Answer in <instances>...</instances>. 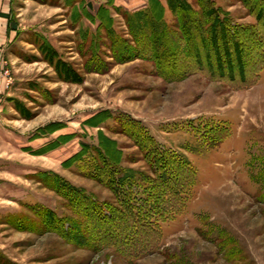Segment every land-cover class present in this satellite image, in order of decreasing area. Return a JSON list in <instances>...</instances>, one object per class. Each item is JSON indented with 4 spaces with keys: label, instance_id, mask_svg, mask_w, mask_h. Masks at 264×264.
<instances>
[{
    "label": "rangeland",
    "instance_id": "obj_1",
    "mask_svg": "<svg viewBox=\"0 0 264 264\" xmlns=\"http://www.w3.org/2000/svg\"><path fill=\"white\" fill-rule=\"evenodd\" d=\"M5 1L0 0V10ZM12 1L21 9L17 19L45 29L47 38L39 34L74 72L59 73L35 46L23 59L10 62L5 57L13 79H31L23 82L31 90L5 99L15 109V102H21L29 111L16 109L19 123L9 124L22 133L0 140L2 174L19 177L4 180L8 177L0 175L5 181L0 183V264H264V70L247 89L203 72L168 82L155 64L141 59L115 64L106 74L87 73L89 57L80 55L78 32L93 28L80 27L72 35L64 23L69 12L57 9L56 0ZM215 3L233 23L256 24L240 0ZM166 18L172 22V13ZM115 20V35L130 40L125 21ZM173 46L169 40L159 51L170 57ZM110 51V44L99 47L97 56L112 62L104 55ZM133 130L153 136L196 172L194 185L184 195V209L159 224L160 247L129 261L113 248L97 252L42 228L38 215L47 211L67 220L66 233L75 227L68 221L76 216L66 200L49 188L60 184L54 175L99 202L112 201V192L91 177L94 151L101 143L115 154L117 143L124 154L122 168L145 171L128 137ZM15 145L19 155L12 149ZM6 146L12 151L2 150ZM131 157L138 162H130ZM16 158L34 162V169L16 166Z\"/></svg>",
    "mask_w": 264,
    "mask_h": 264
},
{
    "label": "trees",
    "instance_id": "obj_2",
    "mask_svg": "<svg viewBox=\"0 0 264 264\" xmlns=\"http://www.w3.org/2000/svg\"><path fill=\"white\" fill-rule=\"evenodd\" d=\"M76 2L66 0V5L73 7L76 22L81 16L93 23L99 21L95 31L78 32L80 55L89 57L87 73L106 74L115 64L141 59L155 64L158 75L168 82L203 72L214 80L247 89L256 84L264 70V0H240L256 20L252 26L233 23L229 13L217 6L215 0H166L167 5L163 0H149L144 10L134 13L118 8L116 12L123 17L130 40L115 35L116 20L108 9L101 7L92 17L85 10H79ZM167 10L173 15L172 22L166 18ZM103 31L106 36L101 35ZM163 38L166 40L159 43ZM169 40L174 46L171 56L166 57L159 50L167 47ZM30 41L59 73L62 69H66V75L74 72L70 65L58 59V52L44 36L34 33ZM108 44L111 51L103 54L113 61L106 63L97 55L99 47L102 49ZM152 45L157 48L152 50ZM181 60L182 63L175 65ZM168 67L170 72L165 71ZM15 103L22 114L29 111L21 102ZM128 137L138 148L146 164L145 171L122 168L124 154L117 143L113 142L116 154L105 142L101 143L94 151L95 173L91 177L112 192V201L99 202L83 189L54 175L60 184H50L49 188L66 200L77 221L68 220L75 227L66 233L63 227L67 220L47 211L38 215L42 228L97 252L113 248L129 261L160 247L159 224L184 209V195L194 185L196 172L189 161L162 148L153 136L133 130ZM129 161L138 162L132 157Z\"/></svg>",
    "mask_w": 264,
    "mask_h": 264
},
{
    "label": "crops",
    "instance_id": "obj_3",
    "mask_svg": "<svg viewBox=\"0 0 264 264\" xmlns=\"http://www.w3.org/2000/svg\"><path fill=\"white\" fill-rule=\"evenodd\" d=\"M7 1H10V6ZM27 1V0H26ZM25 1V2H26ZM57 5L55 6L59 10H64L69 12V18L65 17L64 23L65 27L70 30V32L73 34H76V32L79 30L80 27H90L93 28L94 31L99 26V21L96 20L95 23L90 21L84 16H81L78 22L75 21L73 17V7L66 5V0H56ZM149 0H77L75 3V6L79 10H85L89 15L92 17H95L100 10L101 7H105L111 12V15L113 18L122 17L117 12L116 9L120 8L127 12H139L141 10H144L148 5ZM6 5L0 10V48L3 51L4 56L11 62V60L22 58L29 53V47H34L32 42L30 41L32 35L34 33H42L46 38L47 36L44 34L45 29H41L37 27L38 25H29L25 24L22 21H19L17 19V16L19 15L20 8L17 9L13 6L14 2L12 0H6L4 2ZM164 5H167L166 0H163ZM168 13H170L169 10H167ZM167 13V14H168ZM10 16V17H9ZM10 18V19H9ZM16 18V19H15ZM67 18V19H66ZM71 21H70V20ZM11 20V23H10ZM13 20V22H12ZM122 20L123 17H122ZM69 21V22H68ZM31 29V30H30ZM34 29V30H33ZM32 52V51H31ZM31 79H22V78H14V85L7 89L5 86H1L0 88V140H6L7 137L11 138L10 136L13 133H22L16 130L13 126H11L9 123H19L17 119L18 112L16 109L11 106L9 102H5V99L8 97H15L20 98L21 94L24 92H29L31 89L23 84L24 81H30ZM26 132H24L25 134ZM10 150L12 149L15 151L16 155H19V147H16V145L11 149L10 147L6 146L2 150ZM8 154H11L8 153ZM24 155L30 156L28 153L23 152ZM34 157V156H32ZM29 159L28 157H26ZM16 158V166L25 168L26 170H32L34 169V162L29 163L24 162L22 160H17ZM19 161V162H18ZM18 164V165H17ZM21 164V165H20ZM0 175H4L5 177H8V179L4 180H11L13 177L14 179H18V175H12L10 176L6 174H2V171L0 170ZM3 176H0V183L3 181ZM17 184H19V180H15ZM5 182V181H3ZM15 201L11 200L13 204H15Z\"/></svg>",
    "mask_w": 264,
    "mask_h": 264
},
{
    "label": "built area",
    "instance_id": "obj_4",
    "mask_svg": "<svg viewBox=\"0 0 264 264\" xmlns=\"http://www.w3.org/2000/svg\"><path fill=\"white\" fill-rule=\"evenodd\" d=\"M14 84V79L11 76L10 69L8 67V63L6 62V58L3 54L2 49L0 48V88L1 86H5V88L10 89Z\"/></svg>",
    "mask_w": 264,
    "mask_h": 264
}]
</instances>
